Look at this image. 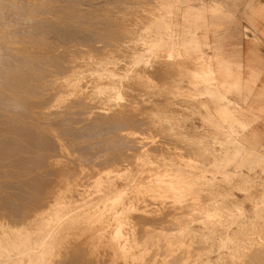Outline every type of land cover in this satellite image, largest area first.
<instances>
[{"label": "rangeland", "instance_id": "obj_1", "mask_svg": "<svg viewBox=\"0 0 264 264\" xmlns=\"http://www.w3.org/2000/svg\"><path fill=\"white\" fill-rule=\"evenodd\" d=\"M78 1L0 0V3L2 2L0 11L3 8V16L6 15L3 18L0 13V23L2 24H0V39L3 41L0 42V59H3L2 55L4 56L6 52L2 47H6L7 44L19 45L30 44V42L35 44L36 40L40 39L37 40V44H48L66 52L73 50L75 54L70 55V52L66 59H75L76 63H79L76 66L75 74H73L74 80L78 83L74 89L75 92H69L65 86H62V91L57 88L55 96L50 95L49 98L47 95L46 98H49L47 100L44 97L43 100H46L44 104L33 105L34 108L29 107L30 109L26 108V112L29 110L35 116L49 115L50 118L46 123H43L45 126L41 124L36 130V133H39V139L46 143L39 141L42 143L40 147L41 144L37 141L39 139L35 140L34 145L36 146L37 142L39 145L37 144L38 148L33 147L34 145L33 148L31 147L32 150L35 148L34 151H28L30 148L18 144L14 146L16 142L11 138L12 132L6 133L5 128L3 131L2 126H8L7 129L10 130L14 125L12 126L10 122L7 124V119L12 116V113L7 109L4 110L3 103H0V115L2 116L0 117L4 118V121H0L5 122L2 126L0 125V135L7 136L6 140L8 141L10 138L9 141H11L7 142L0 136L2 141L5 140V144L2 143L4 144L2 147L5 149L1 148L0 152L9 148L15 152L16 149L19 151L15 152L17 161L26 158L23 161L26 163L31 159L32 167L38 163V166L41 165L42 168L37 167L34 171L32 170L33 174L40 170L44 171V174L46 172L45 176L41 172L38 176V172H36L35 176H37L35 177L30 173L32 168L30 164L24 165L25 163L21 161L18 163L16 161V163L19 166L20 163L23 164L24 167L21 164L22 170L14 163L19 168L18 171L14 170V164L11 167L15 172L11 171V168L9 171L6 170L7 167H10L6 164L9 163L8 160L3 161V158L0 157L3 168H6H0L3 169L0 171V175H2L0 176V190L2 189L0 203L4 204L5 195L8 197L10 194L18 193L15 195L18 200L15 199V203L12 204L14 206H8V210L11 212L10 217L19 213V210H14V208L18 209L19 205V209L26 205L21 210L24 209L28 215H31L30 217L23 216L22 219L17 220V215H13L16 217L14 219L6 217L0 211V264H66L68 255L80 253V251L83 253V250L84 254L89 256L87 258L84 255V259L80 257L83 254L78 253L79 258L85 260L83 264L89 259V262L91 260L93 262V258L96 260L93 262L95 264L97 262L98 264H166L167 262V264H176V262L177 264H264V126L261 125L264 124V77L262 79L259 77L260 75L264 76V66L258 57L254 58L252 55L250 61L244 63L239 53L242 41L256 45L264 40V31H259L254 24L255 19L264 21V7L259 9V0H123L124 2L122 0H106V2L104 0H88L93 5H90L87 0H83L82 3ZM98 2L102 5H99ZM116 5L120 8L118 9ZM238 5L242 7L241 20H244L245 23H240L238 20L236 14ZM62 10L64 12H61ZM70 13L72 18L69 17ZM76 13L79 17L81 14L80 18L84 17L86 21L82 23L83 19L79 20ZM87 14L91 15L88 17ZM90 17L92 20L96 18L93 21L100 19L103 24L99 23L101 21H95V26L94 24L88 25V19L92 22ZM75 18L82 24L79 21L75 22ZM29 19L31 20L29 21ZM60 21L64 22V25L60 26ZM49 22L53 23L52 26ZM105 23L108 24L104 25ZM65 24L75 25V29L73 26L71 28ZM108 25H110L109 28ZM58 26L63 28V31L66 30L69 37L71 36L70 40L65 41L67 43L65 45L61 41L56 42L54 38H51V36H55V29L57 30ZM51 27L52 29L54 27L53 31ZM29 28L38 29L30 32ZM76 28L78 33L85 28L96 31V33L99 32V34L101 32L104 37L100 34L98 35L100 39H96L97 42L93 40L88 44L87 42L81 43L77 40ZM69 29H71L70 32L74 29L76 37L74 32H71L72 35L69 34ZM23 30L26 31V37ZM109 30L111 34H108ZM28 32L30 35H27ZM57 35L60 34L56 33ZM101 37L103 38L101 39ZM31 38H36L35 42L34 39L31 41ZM2 39H7L6 43ZM20 40L21 42H19ZM25 40L30 42L27 43ZM53 41L58 45L53 44ZM42 50L45 51L38 49L40 52ZM3 62H7L6 59ZM38 85L40 84L36 85L39 88L34 87L28 90L29 92H26L27 89L21 86L22 91H25L19 95L20 98L24 96L40 97V92H44L45 95L47 91H42L44 88L42 85H40L41 87ZM1 91H4V88L0 85ZM47 93L49 94V92ZM70 103H74L75 106L72 104L74 107L71 105L72 108L67 107ZM66 110L68 111L66 112ZM50 111L57 114L51 112V115ZM73 111L74 113H72ZM39 112L40 114H38ZM114 112L116 114H113ZM61 116L63 118L59 119ZM73 116L77 119H73ZM94 116L103 119L102 121L109 120L106 122L108 124L110 122V129L113 130L109 129L106 131L107 133L102 132L106 134L99 132L100 134L97 133L94 136L78 135L80 140L76 137L77 134L84 133L85 135L87 133L85 124L94 119ZM125 117L129 120L127 119V121ZM136 117L139 119L136 120ZM19 119L18 121L22 120L19 125L31 127L30 123L26 122L27 118ZM56 119H58L57 123L53 122ZM62 120L64 122L61 123ZM18 121H16L17 125ZM68 121L70 122L68 123ZM113 121L114 123H112ZM1 122L0 124H2ZM129 122L132 124L130 125ZM142 122L144 123L142 124ZM137 128L139 131L136 133ZM53 129L54 131H52ZM58 130L63 135L58 133ZM63 130H67L68 134H65L67 132L64 133ZM36 133L34 136L37 137ZM42 134L51 138L44 137ZM58 134L62 136H58ZM143 135L145 136L143 137ZM105 137H109V139L107 138L108 142ZM129 137L133 140H130ZM110 138H112V142ZM121 139L125 142H121ZM49 143H60L64 155L52 150ZM94 143H97L98 146ZM77 144H80L78 145L81 146L80 149ZM10 145L16 148L12 149ZM47 145H50L48 148L53 151L52 153L49 151L51 155L56 152L55 156L48 157L50 153L46 150L48 149ZM122 145L123 147H121ZM134 145H138V148ZM71 146L75 147L72 149ZM25 149L26 151H24ZM76 149L77 152H75ZM80 150L83 151L80 152ZM107 150H110L108 151L110 153ZM25 152L26 154H24ZM29 153L33 156L31 157ZM40 153H43L44 156ZM34 154L45 157L46 160L43 157L39 158H43L49 168L53 169H47L48 165L45 161L36 159V156L34 159ZM26 155L30 156V159ZM108 160H110L109 163ZM59 161L65 162L64 165L68 163L67 165L70 167L64 166L63 162L60 164ZM42 162L45 164L42 165ZM49 162L54 164L53 167H50L52 165ZM78 163L81 166H78ZM100 163L104 166H100ZM85 164L88 168L84 166ZM29 166L30 169H28ZM45 167L47 168L44 169ZM62 167H67L69 171L66 169L67 173L64 171L63 174ZM24 168H27L29 172L27 173ZM3 171L10 172L7 174H11L12 178L7 174L6 177L3 176L5 175ZM21 171L26 172L22 174L25 177H27L26 174H31L36 179L38 177L40 181L37 180V182H41L40 178L43 176L42 182L47 179V176H51L49 177L51 182L47 180L48 182H41L42 185L36 182L37 185H35L33 181L31 184L35 187L31 184L28 185L27 180L31 182L32 177L23 178L20 174ZM11 172L15 174L12 175ZM50 173L54 174L50 175ZM17 175L19 183H17ZM83 175L84 177H82ZM14 178L16 181L13 180ZM8 179L13 183L9 182L12 183L11 186L3 188L4 184L1 180L8 182ZM46 182H50L51 186ZM20 183L21 185H19ZM45 183L46 185H44ZM38 185L40 186L37 187ZM22 186L32 187L30 190L29 187ZM37 190H44V192ZM11 191L12 193H10ZM72 192L75 193L74 196ZM19 197L22 198L19 200ZM36 197L37 201H35ZM142 201L145 204H142ZM16 203L19 205L17 206ZM43 203L45 206L41 205ZM35 205H38L37 209ZM167 207L169 210L166 209ZM156 211L157 213H155ZM129 212H132L130 213L131 217ZM145 212L150 213L146 215L148 213ZM59 215H62V217L60 216L61 225L42 240L47 225L55 223ZM146 218L147 221H145ZM104 219L110 222L107 220L105 222ZM175 220H177L176 223H174ZM142 224L144 225L142 226ZM125 225L127 226L125 227ZM168 225L170 226L167 227ZM93 226H96V229H93ZM124 228L125 230L122 232ZM126 231L130 233L128 234ZM111 233L113 234L111 235ZM110 243L117 244L110 246ZM27 244H30L33 249L30 255H25L23 250ZM78 247L83 248L82 250L80 248L79 251ZM84 247H87V254ZM107 250L108 253L105 252ZM98 259L102 260L98 261ZM102 261H106V263Z\"/></svg>", "mask_w": 264, "mask_h": 264}, {"label": "bare ground", "instance_id": "obj_2", "mask_svg": "<svg viewBox=\"0 0 264 264\" xmlns=\"http://www.w3.org/2000/svg\"><path fill=\"white\" fill-rule=\"evenodd\" d=\"M7 1V0H6ZM21 1V0H20ZM55 1V0H54ZM59 1V0H58ZM62 1V0H61ZM69 2L71 1V0H68ZM73 1V0H72ZM79 1H81V3L82 2H84V1H86V0H79ZM78 1V2H79ZM101 1V0H100ZM105 2H106V0H104ZM119 1V0H118ZM123 1V0H122ZM122 1H121V3H122ZM126 1V0H125ZM131 1V0H130ZM139 1V0H138ZM149 1V0H148ZM9 2V1H8ZM77 2V3H78ZM87 2H89L88 0H87ZM112 2H114V1H112ZM124 2V1H123ZM141 2V1H140ZM140 2H139V4H140ZM2 3V2H1ZM0 3V4H1ZM12 3V2H11ZM28 3V2H27ZM39 3V2H38ZM45 3H47V1H45ZM71 3H73V2H71ZM99 3V2H98ZM102 3V2H101ZM119 3V2H118ZM127 3V2H126ZM13 4V3H12ZM18 4V3H17ZM33 4H34V2H33ZM40 4V3H39ZM85 4V3H84ZM87 4V3H86ZM89 4L91 5H93V3H90L89 2ZM95 4H96V1H95ZM107 4H109V3H107ZM131 4V3H130ZM4 5V4H3ZM8 5V4H7ZM10 5V7H11V4H9ZM22 5V4H21ZM21 5H19L20 7H22ZM50 5H51V3H50ZM79 5V4H78ZM99 5H102V4H100L99 3ZM121 5V4H120ZM119 5V6H120ZM1 6V5H0ZM6 6V5H5ZM38 6V5H37ZM54 6V5H53ZM64 6V5H63ZM71 6V5H70ZM104 6V5H103ZM117 6V5H116ZM140 6V5H139ZM3 7V6H2ZM1 7V8H2ZM8 7V6H7ZM19 7V9H21ZM42 7H44L43 5H42ZM65 7V6H64ZM68 7V6H67ZM73 7V6H72ZM72 7H70V8H72ZM78 7V6H77ZM76 7V8H77ZM82 7V6H81ZM93 7V6H92ZM113 7H115V6H113ZM5 8V7H4ZM55 8H59V7H55ZM54 8V9H55ZM96 8H97V6H96ZM117 8H118V6H117ZM120 8V7H119ZM118 8V9H119ZM9 9V8H8ZM14 9H16V8H14ZM46 9V8H45ZM53 9V8H52ZM81 9V8H80ZM83 9V8H82ZM126 9V8H125ZM2 10H3V8H2ZM0 11V13L2 14V16L1 17H5L6 15V13L4 12V15L5 16H3V11ZM23 10H24V8H23ZM31 10V9H30ZM66 10V9H65ZM68 10H69V8H68ZM74 10V9H73ZM78 10V9H77ZM84 10V9H83ZM124 10V9H123ZM25 11V10H24ZM39 11V10H38ZM37 11V12H38ZM58 11V10H57ZM107 11V10H106ZM127 11H129V10H127ZM131 11V10H130ZM33 12H34V10H33ZM40 12V11H39ZM46 12V11H45ZM61 12H64L63 10L61 11ZM22 13V12H21ZM25 13V12H24ZM41 13V12H40ZM57 13V12H56ZM60 13V12H59ZM81 13H82V11H81ZM86 13V12H85ZM8 14V13H7ZM28 14V13H27ZM54 14V13H53ZM61 14V13H60ZM113 14V13H112ZM75 15V14H74ZM88 15V14H87ZM91 15V14H90ZM90 15H88V17L90 16ZM93 15V14H92ZM11 16V15H10ZM15 16V15H14ZM73 16V15H72ZM76 16H78V14L76 13ZM75 16V17H76ZM113 16V15H112ZM16 18H17V16H15ZM20 17V16H19ZM23 17H24V15H23ZM48 17V16H47ZM67 17H68V15H67ZM67 17L65 16V18H66V20H67ZM69 17H71V13H70V16ZM79 17V16H78ZM80 17H81V14H80ZM78 18L79 20H81V19H83L81 22L82 23H84L85 21H86V19H84V17H82V18ZM92 17V16H91ZM90 17V19L92 20V18ZM13 18V17H12ZM63 18V17H62ZM72 18V17H71ZM71 18H69L70 20H71ZM77 18V17H76ZM74 19L75 20V22H78V21H76L77 19ZM94 18V17H93ZM97 18H99V16H97ZM106 18V17H105ZM119 18V17H118ZM11 19V18H10ZM88 19V18H87ZM94 19H96V18H94ZM93 19V20H94ZM104 19V18H103ZM31 19H29V21H30ZM52 20V19H51ZM62 20V19H61ZM63 20H64V18H63ZM92 20V22L91 21H89V19H88V25L89 24H91L90 26H92L93 24H94V26H95V21H93ZM108 20V19H107ZM9 21H11V20H9ZM14 21V20H13ZM98 21H101L100 19L98 20ZM98 21H96V22H98ZM18 22V21H17ZM35 22V21H34ZM41 22V21H40ZM58 22V21H57ZM57 22H55V23H57ZM63 22V21H62ZM80 22V21H79ZM80 22V23H81ZM94 22V23H93ZM103 21H101V22H99V23H102ZM106 22V21H105ZM108 22V21H107ZM120 22V21H119ZM8 23V22H7ZM7 23H5L6 25H7ZM12 23V22H11ZM28 23V22H27ZM45 23V22H44ZM50 23V22H49ZM54 23V24H55ZM59 23V22H58ZM67 23V22H66ZM81 23V24H82ZM1 24V23H0ZM5 24H3V25H5ZM43 24V23H42ZM51 24V26H52V24L53 23H50ZM49 24V25H50ZM60 26H62V24L64 25V22L63 23H61V21H60ZM98 24V23H97ZM103 24V23H102ZM108 23H105L104 25H107ZM111 24V23H110ZM122 24V23H121ZM131 24V23H130ZM2 25V24H1ZM5 25V26H6ZM44 25V24H43ZM69 26H70V24H68ZM68 25H66L65 24V26H68ZM103 25V26H104ZM116 25V24H115ZM55 26H57V25H55ZM54 26V27H55ZM68 26V27H69ZM71 26H73V28L75 29V25H71ZM70 26V27H71ZM93 26V27H94ZM98 26V25H97ZM97 26H96V28H97ZM119 26V25H118ZM29 27H32V26H29ZM54 27H53V29H54ZM59 27V26H58ZM106 27V26H105ZM104 27V29H106ZM110 27V25H108V28ZM122 27V26H121ZM2 28V27H1ZM33 28H34V26H33ZM57 28V27H56ZM60 28L61 27H59L57 30L55 29V31H56V33L57 34H60L59 36L57 35L56 36V33H55V36L54 37H52L51 36V38H54V40H56V42H58V41H61L62 42V44H67L65 41H67V40H70L71 38V36L69 37V35H67V33L65 32L66 30H64L63 31V28H61V31H60ZM72 28V27H71ZM101 28H103V27H101ZM107 28V29H108ZM123 28V27H122ZM30 29V28H29ZM36 29H38V28H36ZM35 29V30H36ZM51 29H52V27H51ZM51 29H49V30H51ZM53 29H52V31H53ZM64 29H66V28H64ZM74 29H72V33L74 32L73 30ZM99 29V28H98ZM103 29V30H104ZM124 29H125V27H124ZM128 29V28H127ZM11 30V29H10ZM31 30L33 31L34 29H30V32H31ZM34 30V31H35ZM70 30L71 29H69V34L71 33L70 32ZM102 30V31H103ZM129 30V29H128ZM21 32H22V30H20ZM29 31V30H28ZM47 31V30H46ZM51 31V32H52ZM59 31V32H58ZM68 31V30H67ZM76 32H77V28H76V30H75ZM79 31V30H78ZM131 31V30H130ZM129 31V32H130ZM12 32V31H11ZM23 32H24V34H25V37H26V31L25 30H23ZM40 32V31H39ZM38 32V33H39ZM76 32H74V36L76 37V35L77 34H75ZM106 32V31H105ZM108 32V34L110 33L111 34V32H110V30L109 31H107ZM34 33V32H33ZM72 33L70 34V35H72ZM78 33V32H77ZM23 34V33H22ZM21 34V35H22ZM29 34V32L27 33V35ZM100 34H101V32H100ZM99 34V32H97L96 33V31H91V29H85V28H83V30L81 29L80 31H79V33H78V36H77V40L78 41H81V43L83 42H87V44L88 43H91V41H96V39L97 40H99L100 38V36H98V35H100ZM112 34H113V32H112ZM30 35V34H29ZM34 35V34H33ZM32 35V36H33ZM43 35H44V33H43ZM102 36H103V34H101ZM105 35H107L106 33H105ZM120 35V34H119ZM12 36V35H11ZM24 36V35H23ZM41 36V35H40ZM46 36V35H45ZM74 36H72V37H74ZM115 36V35H114ZM125 36V35H124ZM1 37V36H0ZM7 37H9V36H7ZM33 37H35V36H33ZM47 37V36H46ZM104 37V36H103ZM103 37H101V39L103 38ZM110 37H112V36H110ZM120 37V36H119ZM121 37H122V35H121ZM5 38V37H4ZM37 38V37H36ZM36 38L33 40L32 38H31V41L33 40L34 42H35V40H36ZM99 38V39H98ZM114 38V37H113ZM116 38V37H115ZM123 38V37H122ZM7 39H9V38H7ZM6 39V40H7ZM75 39V38H74ZM117 39V38H116ZM2 40H5V39H2ZM6 40L4 41L5 43H6ZM37 40H40V39H37ZM37 40H36V42H37ZM50 41H52L51 39H49ZM88 40H90L89 42H88ZM121 40V39H120ZM14 41V40H13ZM24 41V40H23ZM27 40H25V42H26ZM29 41V40H28ZM27 41V43H29ZM43 41V40H42ZM50 41H49V43H50ZM76 41V40H75ZM102 41V40H101ZM100 41V42H101ZM0 42L2 43L3 41H1V39H0ZM19 42H21V40L19 41ZM35 42V44H31V42H30V44H26V43H22V44H19V45H15V44H12L11 43V45L10 44H7V46L6 47H2L6 52H5V58H4V56L2 55V57H3V59H2V61H1V59H0V85H1V87H3L4 88V91H1L0 92V103H3L2 104V107L4 108V110H8V112H10V113H12V116H9V118L7 119V117L5 116V118L8 120H6L7 121V124H8V122H10L11 124H12V126L14 125V127L13 128H11L10 130L9 129H7V128H9L8 126H2L4 123H2L1 121V123L2 124H0L1 126V128H3V131H4V128H5V130H6V133L7 132H12V136H11V138L13 139V140H15V142L16 143H14V146H15V144H18V145H21V146H24V147H27V148H30V149H28V151L30 150H32V148L33 147H37L39 144H38V142L39 141H41V139H39L40 137H39V133H36V130H37V128L41 125V124H43V123H46V121H48L50 118L48 117L49 115H43L42 114V112L44 111H42L41 112V114L43 115V116H39V115H33V113H30V111L28 110L27 112H26V108H32L33 107V105L35 106V105H38V104H44V101H46L47 99H49L50 98V95H52V96H55V94L57 93V91H58V89L57 88H59V89H61V91H62V86H65L66 87V89L70 92V91H74V89H75V87L77 86V82L74 80V78H73V74H75V71L77 70L76 69V66H77V64L79 65V63H76V61H75V59H70V60H67L66 58H67V56H69L68 54L70 53V55H72L73 53L75 54V52L73 51V50H71V51H69V52H66L65 50H58L57 48H55V47H52L51 45H48V44H37ZM55 42V43H56ZM61 42H60V45H62L61 44ZM65 42V43H64ZM97 42V41H96ZM9 43V42H8ZM44 43V42H43ZM48 43V42H47ZM53 44H55L54 43V41L52 42ZM75 43V42H74ZM77 43V42H76ZM93 43V42H92ZM99 43V42H98ZM103 43H104V41H103ZM102 43V44H103ZM57 44V43H56ZM58 45V44H57ZM1 46V45H0ZM93 47V46H92ZM95 47V46H94ZM100 47V46H99ZM111 47V46H110ZM90 48V47H89ZM38 49H44L45 51H38ZM91 49H93V48H91ZM98 49V48H97ZM94 50H95V48H94ZM105 50V49H104ZM109 50V49H108ZM0 51H1V49H0ZM99 51V50H98ZM102 52V51H101ZM104 52V51H103ZM4 54V53H3ZM116 55V54H115ZM121 56V55H120ZM6 59V61L8 62H3V60H5ZM117 63H119V62H117ZM120 66V65H119ZM157 67V66H156ZM162 67V66H161ZM26 69V70H25ZM28 69V70H27ZM91 69V68H90ZM90 69H88L89 71H91ZM163 69V68H162ZM23 70H24V72H23ZM107 70V69H106ZM140 70V69H139ZM157 70V69H156ZM165 70V69H164ZM21 71V72H20ZM170 71V70H169ZM142 72V71H141ZM167 72V71H166ZM142 74V73H141ZM166 74V73H165ZM165 76V75H164ZM181 76V75H180ZM162 78V77H161ZM145 80V79H144ZM148 80V79H147ZM150 80V79H149ZM163 80V79H162ZM167 80V79H166ZM157 81V80H156ZM156 83H158V82H156ZM37 84H40V85H42V87L44 88V90H42V91H47V92H49V94L46 92V94L44 95V92L43 93H41L40 92V97H35V98H29V97H26V96H24V97H22V98H20V96L19 95H21V93L22 92H24V91H22V87L21 86H24L25 87V89H27L26 90V92L28 91V90H31V89H33L34 87H37L36 85ZM168 84V83H167ZM40 85H38V86H40ZM164 85V84H163ZM41 87V86H40ZM157 87V86H156ZM20 88H21V90H20ZM37 88H39V87H37ZM130 88V87H129ZM161 88V87H160ZM41 89V88H40ZM128 91V90H127ZM29 92V91H28ZM65 92V91H64ZM69 92L67 93V95L69 94ZM75 92V91H74ZM93 92V91H92ZM31 93V92H30ZM29 93V94H30ZM36 93V92H35ZM34 93V94H35ZM62 93V92H61ZM66 93V92H65ZM39 94V93H38ZM37 95V94H36ZM47 95H49V98H46V97H48ZM105 96V95H104ZM44 97L46 98V100H43L44 99ZM54 98H56V97H54ZM118 98V97H117ZM77 99V98H76ZM131 99V98H130ZM43 101V103H41ZM50 101V100H49ZM78 101V100H77ZM76 101V102H77ZM78 102H81L80 100L78 101ZM48 103V102H47ZM129 103V102H128ZM74 105V103H70V104H68V106L67 107H69L70 105L71 106H73ZM122 104V103H121ZM120 104V105H121ZM78 105H80V103H78ZM84 105V104H83ZM0 106H1V104H0ZM70 106V107H71ZM75 106V105H74ZM73 106V107H74ZM80 106H82V105H80ZM79 106V107H80ZM134 106V105H133ZM143 106V105H142ZM38 107V106H37ZM37 107H35V108H37ZM39 107H40V105H39ZM59 107H63V106H59ZM69 107V108H70ZM77 107V106H76ZM78 107V108H79ZM1 108V107H0ZM29 108V109H30ZM34 108V107H33ZM41 108V107H40ZM66 108V107H65ZM69 108H67V109H69ZM72 108V107H71ZM81 108V107H80ZM118 108V107H117ZM47 109H49V108H47ZM92 109H93V107H92ZM39 110V109H38ZM46 110V109H45ZM90 110H91V108H90ZM133 110V109H132ZM136 110V109H135ZM31 111L33 112V109H31ZM37 111V110H36ZM40 111V110H39ZM48 111V110H47ZM68 110H66V112H67ZM82 111H84V110H82ZM94 111V110H93ZM51 112L52 111H50V114H51ZM58 112V111H57ZM61 112V111H60ZM60 112H58V113H60ZM118 112V111H117ZM126 112V111H125ZM27 113V114H26ZM45 113V112H44ZM52 113H55V112H52ZM71 113V112H70ZM72 113H74V111L72 112ZM75 113H77V112H75ZM84 113H85V111H84ZM119 113V112H118ZM117 113V114H118ZM38 114H40V112L38 113ZM55 114H57V113H55ZM82 114V113H81ZM113 114H116L115 112L113 113ZM112 114V115H113ZM136 114V113H135ZM3 115V114H2ZM8 115V114H7ZM27 115H28V117H27ZM52 115V114H51ZM128 115H129V113H128ZM138 115V114H137ZM1 116V115H0ZM39 116V117H38ZM119 116V115H118ZM121 116V115H120ZM131 116H132V114H131ZM130 116V117H131ZM2 117V116H1ZM0 117V118H1ZM27 118V120H26V122H28L27 124H29L30 123V126L31 127H26V126H22V125H19V122H21V121H18V118H20V119H22V118ZM54 117V116H53ZM65 117V116H64ZM67 117V116H66ZM88 117V116H87ZM101 117V116H100ZM99 117V118H100ZM107 117V116H106ZM128 118H129V116H127ZM127 117H125V119L127 120L128 118ZM133 117H135V116H133ZM63 117L61 116V118H59V119H62ZM70 118V117H69ZM91 118V117H90ZM102 118H104V117H102ZM132 118V117H131ZM19 119V120H20ZM53 119V118H52ZM65 119H67V118H65ZM73 119H77V118H74V116H73ZM78 119H79V117H78ZM81 119V118H80ZM83 119V118H82ZM92 119V118H91ZM112 119V118H111ZM136 120L137 119H139L138 117H136L135 118ZM142 119V118H141ZM0 120H2V121H4V118H1ZM57 120L58 119H56V121H54L53 120V122H56L57 123ZM69 120V119H68ZM72 120V119H71ZM84 120V119H83ZM89 120V119H88ZM103 120V119H102ZM101 119H98V118H96V116H94V119H92L89 123H87V124H85V132H87V133H85V135H84V133H82V134H77V136L76 137H78V135H82V136H87V135H96L97 133L98 134H100L99 132H106V131H109V129H110V122H109V124L107 123L109 120H107V119H104L105 121H102ZM106 120H107V122H106ZM119 120H121L120 118H119ZM118 120V121H119ZM129 120V119H128ZM127 120V121H128ZM134 120V119H133ZM135 120V121H136ZM143 120V119H142ZM16 121H18V125H17V122ZM24 121V120H23ZM115 121H117V120H115ZM144 121V120H143ZM25 122V123H26ZM52 122V121H51ZM60 122V121H59ZM62 122H64L63 120L61 121V123ZM70 121H68V123H69ZM73 121H71V123H72ZM76 122V121H75ZM80 122V121H79ZM83 122V121H82ZM123 122H124V119H123ZM132 122V121H131ZM23 123V122H22ZM67 123V122H66ZM78 123V122H77ZM112 123H114V121L112 122ZM111 123V125H113ZM118 123V122H117ZM130 123V122H129ZM134 123V122H133ZM135 123H137V122H135ZM134 123V124H135ZM144 122H142V124H143ZM11 124H10V126H11ZM59 124V123H58ZM64 124V123H63ZM72 124H74V123H72ZM121 124V123H120ZM132 123H130V125H131ZM141 124V125H142ZM44 125V124H43ZM42 125V126H43ZM54 125V124H53ZM108 125V126H107ZM118 125V124H117ZM124 125V124H123ZM122 125V126H123ZM11 126V127H12ZM45 126V125H44ZM43 126V127H44ZM84 126V125H83ZM102 126V127H101ZM116 126V125H115ZM119 126V125H118ZM125 126V125H124ZM137 126H138V124H137ZM81 127V126H80ZM117 127V126H116ZM121 127V126H120ZM145 127V126H144ZM143 127V128H144ZM162 127V126H161ZM1 128H0V130H1ZM69 128H71V127H69ZM68 128V129H69ZM74 128V127H73ZM84 128V127H83ZM132 128V127H131ZM58 129H59V127H58ZM63 129V128H62ZM65 129V128H64ZM116 129H118V128H116ZM120 129V128H119ZM129 129V128H128ZM134 129V128H133ZM138 129V128H137ZM60 130V129H59ZM58 130V131H59ZM70 130V129H69ZM110 130H113V129H110ZM115 130V129H114ZM145 130H146V128H145ZM3 131H2V133H3ZM42 131V130H41ZM52 131H54V129L52 130ZM57 131V132H58ZM61 131V130H60ZM58 132V133H61L62 135H63V133L62 132ZM64 131V130H63ZM65 131L67 132V133H65ZM64 131V133L65 134H68V131L67 130H65ZM120 131V130H119ZM134 131V130H133ZM136 131V130H135ZM134 131V132H135ZM139 131V129L136 131V133ZM144 131V130H143ZM151 131V130H150ZM146 132V131H145ZM6 133H5V135H6ZM35 133H36V135L38 134V136L36 137V136H34L35 135ZM75 133V132H74ZM95 133V134H94ZM107 133V132H106ZM106 133H102V134H106ZM108 133H110V132H108ZM122 133V132H121ZM143 133V132H142ZM4 134V133H3ZM9 134H11V133H9ZM70 134V133H69ZM118 134V133H117ZM117 134H115V135H117ZM44 135H46V134H44ZM43 134H42V136H44ZM60 134H58V136H59ZM62 135H60V136H62ZM74 135V134H73ZM75 135H76V133H75ZM125 135V134H124ZM154 135V134H153ZM0 136H2V135H0ZM9 136V135H8ZM41 136V138H44V137H47V136H44V137H42ZM55 136V135H54ZM57 136V135H56ZM112 136V135H111ZM120 136V135H119ZM119 136H117L118 138H119ZM145 135H143V137H144ZM5 136L3 135L1 138H3V139H7L6 137L4 138ZM49 138H51L50 136H48ZM81 137V136H80ZM122 137V136H121ZM9 138V137H8ZM53 138V137H52ZM55 138V137H54ZM79 138V137H78ZM106 138V142H108L107 141V138L109 139V137H105ZM113 139L115 138L114 136L112 137ZM112 138H110L111 139V142H112ZM124 138V137H123ZM126 138V137H125ZM138 139H139V137H137ZM37 139H39V140H37ZM56 139V138H55ZM80 139V138H79ZM78 139V140H79ZM129 139H130V137H129ZM180 139V138H179ZM5 140H1L0 139V144H1V147H0V149L2 148H4V147H2V145L4 146V144H5ZM9 140H10V138H9ZM8 140V141H9ZM12 140V141H13ZM35 140H37L38 142H37V144H36V146L34 145L35 144ZM42 140H44V139H42ZM46 140V139H45ZM50 140H52V139H50ZM49 140V141H50ZM81 140V139H80ZM83 140V139H82ZM118 140H120V139H118ZM124 140V139H123ZM130 140H133V139H130ZM160 140V139H159ZM170 140V139H169ZM7 141V140H6ZM7 141V142H8ZM53 141H54V139H53ZM127 141V140H126ZM9 142H11V141H9ZM42 142V141H41ZM44 143H46V141H43ZM42 142V143H43ZM51 142V141H50ZM55 142H57V141H55ZM71 142V141H70ZM69 142V143H70ZM96 142V141H95ZM98 142V141H97ZM100 142V141H99ZM98 142V143H99ZM102 142V141H101ZM111 142H109V143H111ZM120 142V141H119ZM121 142H125V140L124 141H122V139H121ZM129 142H132V141H129ZM137 142V141H136ZM150 142V141H149ZM162 142V141H161ZM2 143H4V144H2ZM40 143V142H39ZM42 143H40L41 145H40V147L42 146ZM67 143V142H66ZM74 143V142H73ZM118 143V142H117ZM9 144V143H8ZM7 144V145H8ZM11 144V143H10ZM50 144V143H49ZM68 144V143H67ZM97 144V143H96ZM95 143H94V145H96ZM122 144V143H121ZM124 144V143H123ZM126 144V143H125ZM134 144V143H133ZM132 144V145H133ZM136 144V143H135ZM165 144V143H164ZM34 145V146H33ZM43 145H45V144H43ZM51 145V147L50 148H52V150H55L56 152H61L62 153V149H61V145H60V143L58 144H56V143H54V144H50ZM50 145H47V147L46 148H48V146H50ZM73 145V144H72ZM78 145H80V144H77V146ZM131 145V144H130ZM178 145V144H177ZM9 146V145H8ZM10 146H12V145H10ZM33 146V147H32ZM63 146V145H62ZM68 146H69V144H68ZM67 146V147H68ZM85 146V145H84ZM84 146H82L83 148H84ZM96 146H98V145H96ZM110 146V145H109ZM111 146H113V144H111ZM115 146H116V144H115ZM126 146H128V145H126ZM134 146H138V145H134ZM32 147V148H31ZM72 147V146H71ZM75 146H73L72 147V149L74 148ZM79 147V146H78ZM81 147V146H80ZM80 147L78 148V149H80ZM118 148H119V146H117ZM121 147H123V145L121 146ZM148 147V146H147ZM13 148H16V147H13L12 146V149ZM26 148V149H27ZM38 148V147H37ZM44 148H45V146H44ZM82 148V149H83ZM85 148H86V146H85ZM96 148V147H95ZM127 148V147H126ZM130 148H131V146H130ZM138 148V147H137ZM5 149V148H4ZM8 149V148H7ZM10 149V148H9ZM1 150V152H0V157L1 158H3V161L6 159V160H8V162L9 163H6V164H8L10 167H7L8 169H6V168H3V164H2V161L0 162L1 163V165H0V168L2 167L3 169H6V170H9L10 168V170L11 171H13V168L11 167L14 163H16V161L18 160L17 159V157H15V155L17 154V153H15L16 151L17 152H19L18 150H16L15 149V152H14V150ZM19 149H21L20 148V146H19ZM23 149V148H22ZM26 149L24 150V151H26ZM40 149V148H39ZM38 149V150H39ZM70 149V148H69ZM90 149H91V147H90ZM111 149H112V147H111ZM122 150H123V148H121ZM128 149V148H127ZM126 149V150H127ZM132 149H133V147H132ZM149 149V148H148ZM161 149V148H160ZM159 149V150H160ZM35 150V148L32 150V151H34ZM37 150V149H36ZM48 152L49 151H51V150H49V148L48 149H46ZM84 150V149H83ZM83 150H80V152L81 151H83ZM85 150H87V149H85ZM92 150V149H91ZM117 150V149H116ZM125 150V151H126ZM142 150V149H141ZM64 151V150H63ZM70 152L72 151V150H69ZM78 150L76 149V151L75 152H77ZM88 151H89V153H91V151L88 149ZM100 151V150H99ZM108 151H110V150H107V152ZM119 151V150H118ZM153 151V150H152ZM3 152V153H2ZM39 152H41L40 150H39ZM53 151H51V153H52ZM56 152H54L52 155H54L55 156V154H56ZM79 152V153H80ZM87 152V151H86ZM120 152V151H119ZM155 152V151H154ZM20 153H23V152H20ZM47 153V152H46ZM50 153V152H49ZM48 153V154H49ZM51 153L48 155V157L49 156H52L51 155ZM61 153H58V154H61ZM84 153V152H83ZM104 153V152H103ZM108 153H110V152H108ZM181 153V152H180ZM185 153V152H184ZM24 154H26V152L24 153ZM28 154V153H27ZM37 154H38V152H37ZM41 155L43 154V153H40ZM57 154V155H58ZM100 154V153H99ZM101 154H102V151H101ZM106 154V153H105ZM29 155H31V157L33 156L32 154H30L29 153ZM37 156L36 154H34V159H35V156H36V159H41V158H39V157H43L44 156V154H43V156ZM62 155H64L63 153H62ZM83 155H85V153L83 154ZM88 155V154H87ZM95 155H97V154H95ZM119 155V154H118ZM29 159H30V156H28V155H26ZM53 156V157H54ZM116 156V155H115ZM57 157V156H56ZM65 157H67V156H65ZM64 157V158H65ZM69 157H71V156H69ZM81 157V156H80ZM112 157H114V156H112ZM44 159H45V157H43ZM43 158L41 159L42 161H45V160H43ZM52 158V157H51ZM78 158V157H77ZM83 158H84V156H83ZM92 158V157H91ZM91 158H89V159H91ZM93 158H95V157H93ZM117 158V157H116ZM24 159H26V158H24ZM23 159V160H24ZM80 159H82V158H80ZM88 159V158H87ZM126 159V158H125ZM128 159V158H127ZM1 160V159H0ZM21 161L22 163L24 162V161ZM39 160H38V162H39ZM54 160V159H53ZM52 160V161H53ZM61 160H62V157H61ZM107 160V159H106ZM105 160V161H106ZM113 160V159H112ZM138 160V159H137ZM20 161H17V163L18 162H20ZM65 161V160H64ZM76 161V160H75ZM82 161V160H81ZM81 161H80V163H81ZM91 161V160H90ZM89 161V162H90ZM100 161V160H99ZM109 161L110 160H108L107 162L109 163ZM132 161V160H131ZM6 162V161H5ZM5 162H4V164H5ZM32 161H31V159H30V161H28V162H24L25 164L24 165H29L30 163H31ZM60 162V161H59ZM63 161H61L60 162V164L62 163ZM79 162V161H78ZM84 162H85V160H84ZM101 162V161H100ZM103 162V161H102ZM122 162V161H121ZM126 162H127V160H126ZM125 162V163H126ZM16 163V164H17ZM22 163H20V166L18 165V167L19 168H21V170H22V168L24 167L23 166V164ZM27 163H29V164H27ZM43 163V162H42ZM45 163H46V161H45ZM45 163H43L42 165H44ZM50 163H52V162H49V164ZM80 163H78V166L80 165L81 166V164ZM83 163V162H82ZM98 163V162H97ZM16 164H14V170L15 169H17V171H18V169L19 168H17V165ZM21 164H22V166H21ZM32 164V163H31ZM31 164H30V166H31ZM47 165H48V163H46ZM65 164V162H63V165ZM68 163H66V165H64V166H68L67 165ZM101 164V163H100ZM130 164H131V162H130ZM37 165V166H36ZM36 165H33V167L34 166H36V167H30L29 166V168L28 169H30L31 170V172L30 173H32V175L33 176H35V174H36V172H38V176H39V173L41 172V170L40 169H38V170H40V172L39 171H36L34 174H33V172H32V170L34 171V169L35 168H39V167H41V165L40 166H38L39 165V163L38 164H36ZM50 165H52V166H50V167H53V165L54 164H50ZM71 165V164H70ZM91 165V164H90ZM107 165V164H106ZM109 165V164H108ZM107 165V166H108ZM126 165H128V164H126ZM74 166V165H73ZM84 166H86V164L84 165ZM100 166H104V165H100ZM132 166V165H131ZM5 167V166H4ZM26 167V166H25ZM68 167H70V166H68ZM75 167V166H74ZM87 167V166H86ZM42 168V167H41ZM47 167H45L44 169H46ZM55 168H57L56 166H55ZM60 168V167H59ZM63 168V171H61L63 174H64V171L66 172L67 170L69 171V169L67 168V167H62ZM73 168V167H72ZM88 168V167H87ZM90 169L92 168V166L91 167H89ZM101 168V167H100ZM2 169V170H3ZM43 169V170H44ZM47 169H53V168H49V165H48V168ZM65 169V170H64ZM67 169V170H66ZM1 169H0V171H2ZM5 170V171H6ZM9 170V171H10ZM24 170L28 173L29 171H27V168L25 169L24 168ZM37 170V169H36ZM61 170V169H60ZM154 170V169H153ZM20 171V170H19ZM25 171H21L22 173H20L21 175L22 174H24V172ZM46 171V170H45ZM56 171H57V169H56ZM76 171H78V170H76ZM80 171V170H79ZM4 172V171H3ZM2 172V173H3ZM13 172H15V171H13ZM25 172V173H26ZM86 172V171H85ZM1 173V172H0ZM5 173V172H4ZM7 173H10V172H8L7 171ZM7 173H5V175H3V176H7L8 174ZM12 173V172H11ZM18 173V174H19ZM42 174H44V171L43 172H41ZM54 173H55V171H54ZM53 173V174H54ZM67 173V172H66ZM70 173V172H69ZM72 173V172H71ZM76 173V172H75ZM157 173V172H156ZM155 173V174H156ZM7 174V175H6ZM13 174H15V173H12V175ZM17 174V173H16ZM45 174H46V172H45ZM45 174H44V176H45ZM52 173H50V175H53ZM147 174V173H146ZM154 174V173H153ZM164 174V173H163ZM11 175V174H10ZM10 175H8V176H10ZM32 175L31 174H26V176L28 177L29 176V178H31L32 177ZM55 175H56V173H55ZM95 175V174H94ZM0 176H2V175H0ZM23 176V175H22ZM22 176L20 177V179L22 178ZM37 176V175H36ZM35 176V177H36ZM44 176L42 177V178H44ZM68 176V175H67ZM69 176H72V175H69ZM91 176H93V175H91ZM11 177V176H10ZM14 177V176H13ZM17 177H19L18 175L16 176V179H17ZM27 177H25V176H23V178H26L27 179ZM49 177H51V176H49ZM49 177L47 176V179L46 180H44V181H49L50 180V182H51V179H49ZM82 177H84V175L82 176ZM85 177H86V175H85ZM95 177V176H94ZM12 178V177H11ZM40 178V177H39ZM42 178H40L41 179V182H42ZM81 178V177H80ZM91 178H93V177H91ZM86 179H90V178H86ZM86 179H85V181H86ZM11 180V179H10ZM13 180H15V178L13 179ZM19 180V178L17 179V183H19L20 181H18ZM23 180V179H22ZM37 180H38V177H37V179L36 178H33L32 177V181L30 182L29 180H27L28 182V185L29 184H31L33 181L35 182H33V184H35V185H37L36 184V182H37ZM164 180V179H163ZM4 181H6V182H4ZM16 181V180H15ZM24 181H25V179H24ZM38 181H40V180H38ZM43 181V182H44ZM47 181V182H48ZM53 181H54V179H53ZM52 181V182H53ZM97 181V180H96ZM1 182H3V184L4 185H2L3 186V188H5V187H10L11 186V184L13 183V181H9V179H8V182H7V180H1ZM9 182H12V183H9ZM30 182V183H29ZM41 182H37V183H39L40 185H42L41 184ZM42 182V183H43ZM46 182V183H47ZM49 182V183H50ZM93 182V181H92ZM95 182V181H94ZM174 182V181H173ZM15 183V182H14ZM17 183H15V184H17ZM25 183V182H24ZM26 183V184H27ZM46 183L44 184V185H46ZM49 183H47V184H49ZM85 183V182H84ZM84 183H81V184H83L84 185ZM86 183H89V182H86ZM165 183V182H164ZM33 184H31V185H33ZM51 184V183H50ZM49 184V185H50ZM55 184V183H54ZM78 184V183H77ZM95 184H96V182H95ZM121 184V183H120ZM179 184V183H178ZM19 185H21V183L19 184ZM24 185V184H23ZM35 185H33L34 187H35ZM40 185H38L37 187H39ZM87 185V184H86ZM89 185V184H88ZM173 185V184H172ZM51 186V185H50ZM53 186V185H52ZM167 186V185H166ZM175 186H176V184H175ZM22 187H24V186H22ZM25 187H29V186H25ZM24 187V188H25ZM30 187H32V186H30ZM29 187V189L31 190V188ZM85 187V186H84ZM90 187V186H89ZM72 188V187H71ZM74 188V187H73ZM77 188H78V186H77ZM80 188H83V187H80ZM86 188V187H85ZM175 188V187H174ZM32 189H34V188H32ZM74 189H76V188H74ZM2 190V189H1ZM0 190V191H1ZM79 190V189H78ZM82 190V189H81ZM85 190V189H84ZM87 190V189H86ZM137 190V189H136ZM37 191H40V190H37ZM42 192H44V190H41ZM40 191V192H41ZM48 191V190H47ZM57 191V190H56ZM80 191V190H79ZM14 192V191H13ZM70 192V191H69ZM83 192V191H82ZM138 192V191H137ZM140 192V191H139ZM0 193H2V192H0ZM5 193V192H4ZM8 194H9V192H7ZM10 193H12V191L10 192ZM15 193V192H14ZM39 193V192H38ZM73 193V196L75 195V193L74 192H72ZM88 193V192H87ZM16 194H18V193H16ZM16 194H14V195H12V194H10V195H8V197L5 195L4 196V200H3V202H4V204H1L0 203V211L3 213V215H6V217L8 216V217H10V214H11V212H9V210H8V206H12V204H14L15 202H14V200L15 199H17L18 200V197L16 198ZM40 194H42V193H40ZM59 194H60V192H59ZM65 194H66V192H65ZM71 194V193H70ZM123 194V193H122ZM138 194V193H137ZM66 195H68V193L66 194ZM3 196V195H2ZM2 196H1V198H2ZM40 196V195H39ZM70 196V195H69ZM68 196V197H69ZM132 196H134V195H132ZM136 196V195H135ZM24 197H26V196H24ZM32 197V196H31ZM71 197V196H70ZM202 197V196H201ZM20 198H22V197H19V200H20ZM129 198V197H128ZM134 198V197H133ZM136 198V197H135ZM142 198V197H141ZM147 198V197H146ZM150 198V197H149ZM35 199V198H34ZM72 199V198H71ZM140 199V198H139ZM138 199V200H139ZM145 199V198H144ZM134 200V199H133ZM151 200V199H150ZM158 200V199H157ZM35 201H37V197H36V200ZM39 201V200H38ZM121 201V200H120ZM2 202V203H3ZM14 202V203H13ZM20 202H23V201H20ZM29 202V201H28ZM126 202V201H125ZM135 202V201H134ZM144 202H146V201H144ZM159 202H160V200H159ZM32 203V202H31ZM34 203V202H33ZM46 203V202H45ZM128 203H129V201H128ZM136 203V202H135ZM135 203H133V204H135ZM150 203V202H149ZM153 203V202H152ZM156 203V202H155ZM21 204V203H20ZM142 204H145V203H143V201H142ZM147 204V203H146ZM154 204V203H153ZM2 205V206H1ZM16 205H17V203H16ZM19 205V204H18ZM17 205V206H18ZM39 205V204H38ZM38 205H35V207H36V209H37V206ZM41 205H44L45 206V204L43 203V204H41ZM132 205V204H131ZM161 205V204H160ZM170 205H172V204H170ZM177 205V204H176ZM14 206V205H13ZM12 206V207H13ZM24 206H26V205H24ZM24 206H22L21 208H23ZM116 206V205H115ZM155 206H156V204H155ZM11 207V208H12ZM19 207H20V205H19ZM19 207H18V209H15L14 208V210L15 211H18L19 210V213L18 214H13V215H17L16 217H17V220H20V219H22V217L23 216H28V217H30L31 215H28L27 214V212L24 210V209H22V210H24V211H22L21 210V208L19 209ZM41 207V206H40ZM135 207V206H134ZM139 207V206H138ZM143 207V209H144V205L142 206ZM169 207V206H168ZM168 207L166 208L167 210H169L170 209V207H169V209H168ZM27 208V207H26ZM30 208V207H29ZM118 208V207H117ZM116 208V209H117ZM140 208V207H139ZM138 208V209H139ZM146 208H147V205H146ZM152 208V207H151ZM155 208V207H154ZM153 208V209H154ZM158 208V207H157ZM157 208H155V209H157ZM161 208V207H160ZM196 208V207H195ZM33 209V208H32ZM125 209V208H124ZM148 209V208H147ZM146 209V210H147ZM20 210H21V212H20ZM134 210V209H133ZM149 210V209H148ZM164 210V209H163ZM175 210V209H174ZM173 210V211H174ZM180 210V209H179ZM11 211V210H10ZM12 211H13V209H12ZM29 211V210H28ZM136 211V210H135ZM145 211V210H144ZM153 212H154V210H152ZM165 211V210H164ZM177 211H178V208H177ZM76 212V211H75ZM117 212V211H116ZM138 212H140V211H138ZM138 212H136V213H138ZM143 212V211H142ZM163 212V211H162ZM169 212V211H168ZM187 212V211H186ZM14 213V212H13ZM27 215H26V214ZM29 213V212H28ZM121 213V212H120ZM130 213H132V212H129V214ZM145 213H148V212H145ZM145 213H143V214H145ZM150 213V212H149ZM149 213L148 214H146V215H149ZM155 213H157V211L155 212ZM170 213V212H169ZM173 213V212H172ZM171 213V214H172ZM175 213V212H174ZM100 214V213H99ZM117 214V213H116ZM124 214V213H123ZM134 214H135V212H134ZM138 214H140V213H138ZM142 214V213H141ZM160 214V213H159ZM158 214V215H159ZM2 215V216H3ZM12 215V217H10V218H16L15 216H13ZM126 215V214H125ZM133 215V214H132ZM155 215V214H154ZM154 215H153V217H154ZM60 216L62 217V215H59L56 219H57V221L55 222V223H52V224H49V225H47V227H46V229L44 230V232H43V236H42V240L45 238V236H48V235H50L53 231H54V229H57L58 227H59V225H61V222H62V220H60ZM100 216V215H99ZM103 216V215H102ZM110 216V215H109ZM117 216V215H116ZM138 216H140V215H138ZM137 216V217H138ZM143 216V215H142ZM160 216V215H159ZM159 216H158V218H159ZM172 216H173V214H172ZM171 216V217H172ZM69 217V216H68ZM110 217H112V215L110 216ZM126 217H127V215H126ZM130 217H131V214H130ZM132 217H134V216H132ZM141 217V216H140ZM139 217V218H140ZM150 217H152V216H150ZM104 218V217H103ZM107 218V217H106ZM113 218H114V216H113ZM129 218V217H128ZM143 218V217H142ZM157 218V217H156ZM157 218V219H158ZM176 218V217H175ZM98 219V218H97ZM110 219V218H109ZM130 219V218H129ZM143 219H145V218H143ZM171 219V218H170ZM13 220V219H12ZM105 220V219H104ZM103 220V221H104ZM107 220V219H106ZM106 220H105V222H106ZM111 220V219H110ZM114 221L116 220V219H113ZM135 220V219H134ZM137 221H138V219H136ZM141 220V219H140ZM139 220V221H140ZM166 220V219H165ZM107 221H109V220H107ZM122 221V220H121ZM120 221V222H121ZM128 221H131V220H128ZM132 221H133V219H132ZM136 221V222H137ZM143 221V220H142ZM145 221H147V218H146V220ZM152 221V220H151ZM158 221V220H157ZM171 221H173V220H171ZM176 221L177 220H175V222L174 223H176ZM16 222V221H15ZM105 222H103L104 224H106ZM110 222V221H109ZM108 222V223H109ZM119 222V223H120ZM150 222V221H149ZM169 222V221H168ZM116 223V222H115ZM132 223V222H131ZM141 223V222H140ZM143 223H144V221H143ZM148 223V222H147ZM171 223H173V222H171ZM173 223V224H174ZM127 224V223H126ZM128 224H130L129 222H128ZM138 224V223H137ZM153 224H154V222H153ZM106 225H109V224H106ZM113 225H115V224H113ZM118 225V224H117ZM144 224H142V226H143ZM149 225H150V223H149ZM176 225V224H175ZM110 226H111V223H110ZM127 225H125V227H126ZM159 226V225H158ZM170 225H168L167 227H169ZM94 228L93 229H96V226H93ZM112 227V226H111ZM110 227V229H112ZM131 227V226H130ZM134 227V226H133ZM167 227H166V230H168L167 229ZM174 227V226H173ZM173 227H171V228H173ZM117 228V227H116ZM132 228V227H131ZM136 228V227H135ZM140 228V227H139ZM139 228L137 229L138 231H139ZM146 228V227H145ZM148 228V227H147ZM155 228H157V227H155ZM176 228V227H175ZM120 229H121V227H120ZM127 229H128V227H127ZM142 229H144V227H142ZM123 230H125V228L124 229H122V232H123ZM131 230V229H130ZM86 231H87V227H86ZM119 231V230H118ZM116 232V231H115ZM126 232H128V231H126ZM132 232H134V231H132ZM109 233V232H108ZM113 233H114V231H113ZM113 233H111V235L113 234ZM130 232H128V234H129ZM138 233V232H137ZM136 233V234H137ZM145 233V232H144ZM23 234V233H22ZM46 234V235H45ZM102 234V233H101ZM143 234V233H142ZM115 235V234H114ZM126 235V234H125ZM144 235V234H143ZM185 235V234H184ZM133 236V235H132ZM86 237V236H85ZM125 237V236H124ZM123 237V238H124ZM135 237H138V236H135ZM141 237V236H140ZM140 237H139V239H140ZM110 238H112V237H110ZM118 238V237H117ZM119 238H120V235H119ZM131 238V237H130ZM130 238H128V239H130ZM184 238V237H183ZM100 239V238H99ZM121 240H122V238H120ZM125 239V238H124ZM134 239V238H133ZM83 240V239H82ZM113 240H114V236H113ZM113 240H112V242H113ZM115 240H116V238H115ZM117 240H119V239H117ZM136 240H137V238H136ZM183 240V239H182ZM93 241V240H92ZM92 241H91V243H92ZM129 241V240H128ZM202 241V240H201ZM89 242V241H88ZM87 242V243H88ZM122 242V241H121ZM120 242V243H121ZM126 242V241H125ZM134 242V241H133ZM137 242V241H136ZM73 243V242H72ZM82 243V242H81ZM119 243V242H118ZM128 243V242H127ZM76 244V243H75ZM74 244V245H75ZM117 244V243H116ZM116 244H113V243H110V246H113V245H116ZM79 245V244H78ZM93 245V244H92ZM123 245V244H122ZM121 245V246H122ZM131 245V244H130ZM161 245V244H160ZM202 245V244H201ZM71 246V245H70ZM83 246V245H82ZM87 246V245H86ZM128 246V245H127ZM74 247V246H73ZM81 248V247H80ZM79 247H78V249L77 250H79L80 249ZM83 248V247H82ZM82 248L80 249V250H82ZM85 248V253L87 254V252H86V248L87 247H84ZM93 248V247H92ZM97 249H98V247H96ZM121 249V248H120ZM206 249V248H205ZM24 251H25V255H30V254H32V247H31V245L30 244H27V246L26 247H24V249H23ZM70 250V249H69ZM72 250H73V248H72ZM79 250V251H80ZM89 250V249H88ZM93 250V249H92ZM99 250V249H98ZM106 250V249H105ZM75 251V250H74ZM90 251V250H89ZM99 251H101V250H99ZM124 251V250H123ZM77 252V251H76ZM82 251H80V253L79 254H83V255H79L78 253H72L73 255H68L67 256V258H66V260L68 259V262L66 263V264H83L84 263V250H83V253H81ZM105 252H107L108 253V250L107 251H105ZM203 252V251H202ZM95 253V252H94ZM97 253H98V251H97ZM110 253V252H109ZM178 253V252H177ZM176 253V254H177ZM68 254H70V253H68ZM91 254V253H90ZM111 254V253H110ZM118 254V253H117ZM92 255H94V254H92ZM108 256H109V254H107ZM153 255V254H152ZM151 255V256H152ZM178 255V254H177ZM79 256L80 257H82V258H84V259H82V258H79ZM86 256V255H85ZM87 256H88V254H87ZM86 256V257H87ZM101 256H103V255H101ZM105 256V255H104ZM149 256V255H148ZM150 256V257H151ZM89 257V256H88ZM87 257V258H88ZM92 257V256H91ZM95 257V256H94ZM105 257H107V256H105ZM181 257V255L179 256V258ZM93 258V257H92ZM91 258V259H92ZM98 258V257H97ZM108 258H110V257H108ZM108 258H106V259H108ZM173 258V257H172ZM175 258V257H174ZM82 259V260H81ZM105 259V260H106ZM148 259V258H147ZM146 259V260H147ZM150 259V258H149ZM177 259H178V257H177ZM63 260V259H62ZM90 260V259H89ZM89 260H87V262L85 263V264H91V263H93V262H96V260H95V258H93V262H89ZM99 260H102V259H98V261ZM172 260V259H171ZM175 260V259H174ZM83 261V262H82ZM177 261V260H176ZM179 261V260H178ZM66 262V261H65ZM102 262H104V261H102ZM129 262V261H128ZM156 262V261H155ZM104 263H106V261L104 262ZM111 263V262H110ZM122 263V262H121ZM168 263V262H167ZM166 263V264H167ZM248 263V262H247ZM93 264H95V263H93ZM96 264H98V262L96 263ZM113 264V263H112ZM133 264V263H132ZM172 264V263H171ZM176 264H177V262H176Z\"/></svg>", "mask_w": 264, "mask_h": 264}, {"label": "crops", "instance_id": "obj_3", "mask_svg": "<svg viewBox=\"0 0 264 264\" xmlns=\"http://www.w3.org/2000/svg\"><path fill=\"white\" fill-rule=\"evenodd\" d=\"M259 4H260L259 9L264 7V0H259ZM236 14L238 16V20L240 21V23H245L244 20H241L242 7L240 5H238L237 7ZM254 24H256V28L259 31H264V21L255 19ZM239 53L240 56H242V60L244 63L246 62L248 63L250 61V56L252 55L254 58L258 57L261 64L264 66V40H261V43L256 45L242 41V44L239 47ZM259 77L260 79H262L264 76L260 75ZM261 125L264 126V124Z\"/></svg>", "mask_w": 264, "mask_h": 264}]
</instances>
